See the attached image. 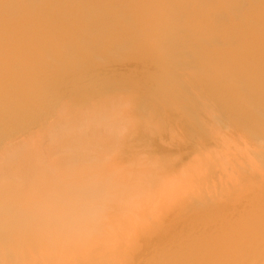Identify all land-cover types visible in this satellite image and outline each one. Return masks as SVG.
Wrapping results in <instances>:
<instances>
[{
  "label": "bare ground",
  "instance_id": "6f19581e",
  "mask_svg": "<svg viewBox=\"0 0 264 264\" xmlns=\"http://www.w3.org/2000/svg\"><path fill=\"white\" fill-rule=\"evenodd\" d=\"M25 1L0 0V36L2 35V40H0V264H264V216L261 213H259L260 216L258 214L260 217L259 219H253L249 230L247 228H249V223H251L252 219L248 218V220H250L249 223L247 222L248 225H244L247 226L245 230L249 231L247 233L244 232L245 240H240L241 237L236 236L237 234H240V230H238L234 231L237 232L236 234L233 232L235 234L234 237H232L233 235L231 236L229 234L230 236H221V238L219 237L212 239L213 241L210 240L208 243L206 242L208 238L205 240V237L203 238L205 242L200 238L203 243L199 240V236L197 237L198 239L191 238V243L192 240L193 243H190L188 247H186L189 243L186 241H188V239L190 241V237H192L188 236L189 232L187 231L188 235L182 234V236H180L181 233H179V236L181 237L179 240L181 242L186 240V246L183 245V248L185 249H183L181 246L180 248L178 245L176 247L174 244L172 247H175L174 251L172 248V250L169 249L170 245L168 244L169 247L166 245L168 247L166 250L168 251L165 252L161 248V254L157 253L159 250L156 248L157 246L159 248L161 243L163 244L162 241H165L166 237L163 230H161V232L160 229H158L159 232H156L155 228H152L153 225L156 227L162 223V214H164L170 208H176V204L180 203L178 201L180 200L179 196H181L180 193L182 190L185 188L190 190V186L199 187L198 183L203 177H205L204 173H202L205 171H203V168L212 169L213 166L216 168V164L211 167L213 160H216L217 158H214L216 155V150H218L217 152L221 150V154L225 150V152H228L229 154L230 149L228 147H230V144H234V147H236L235 149L239 150V145L235 143V141H232L235 139H237L239 142L240 139H242L241 141L243 142L245 141L243 139L246 138H239L242 136H239L242 130H251V133H248L252 135L253 140L257 141V137H259L260 139H258L260 140L262 146L264 144V129H262V126H264V121H262V118H264V111L262 112V110H264V108L261 110L263 113L262 118L258 116L261 112L256 115L257 113L253 112L254 110L252 107H249L246 110L243 109L247 108L248 104L246 103L248 101L250 103V100L254 97V95L256 96L255 92L257 93V89L256 91H253L252 89L255 87H257L259 90L264 88V33L261 34V38L260 32L259 36L258 32L254 33L255 31H258V29L259 31L260 29L264 30V0H192L191 3H188L190 0H187L186 4V1L179 2V0L176 2L177 0H174V2L177 3L173 5L175 8L171 5V3L173 4V1L171 0V3H169L170 9L173 7L171 11L175 9L176 11H174L177 12L174 16H172V19H174L177 26L179 25L178 22L188 18L186 17L188 15L189 20H191L190 17H192L191 21H194V23L196 21L195 26H197V29L194 28L195 26L193 27V24H191L192 28H194L192 31H190L191 25H188V27L187 25L184 26L188 28H184L186 30L185 32H187L186 34L184 33V35L187 37V43L189 41V37L194 34L191 33V36H189V32L197 30L195 31L196 33L203 29L201 26L202 24L199 25L197 22L208 23L207 25L204 24L206 28H208V25L215 26L217 29H220L218 26H222V31L220 30L219 32L218 30H215L216 32H219V34L225 32L226 29L231 31V28H234L230 35H227L228 33L226 35L223 34L228 37H224L223 35V38H220V35L219 37H213L214 35L218 36V33L214 35L212 33V38L215 41H209L211 37L209 36L210 38H207L209 35L207 33L209 31L205 32L207 29H203L205 31L199 32L203 34L205 32L208 34L207 36L205 35L206 37H202L206 39L204 41L203 39L200 40L201 38L198 36L199 34H197L198 37L193 35L195 37L193 39L198 41L197 44H199L200 40L202 46L199 45L197 47V45H193L192 47H197L199 51L200 46L201 49L203 47L206 48H203L201 50L202 52L197 51L199 56L204 55L203 51L205 50V54L211 53L207 57L205 55L207 60L210 57L208 62H215V60L213 61L212 59L214 58L213 54L215 53V55L221 56L225 53L223 55L225 56L226 54H229L227 51H230L235 55L232 53L229 55L237 57L240 52L237 51L240 48L246 46L245 48L243 47L244 50H246L244 52L242 51L243 48L241 49L243 53H241L242 56L240 54L238 55V57L240 56L239 58H241L239 62L237 60L238 57L236 59L234 58L237 60L235 61V65L233 64L234 61L233 63H230L232 62L233 57L229 60L227 58L229 55L225 56V60L227 59L229 62H227V60L224 61L227 62L228 65H225L226 63L222 64V58V61H220V64L222 65L215 66V68L217 67V69H219L218 73L216 72L218 70L215 71L217 76L215 73H213L215 77L212 76L213 78H211V74L209 75L206 72L208 74L207 79L209 80L201 79L203 80L202 85L200 79L195 80L196 78H193L197 73L194 71V69L197 68L195 66L198 65L197 62L195 65V61H192L194 59H191L192 63L195 65L194 66L191 64L193 67H187L188 65L190 66V63H188V65L184 66L186 68H174L169 70V67H171L172 64L171 61L175 59L178 54L177 52L179 51L178 49L182 47L181 43H179L181 47L179 44H177L176 48L174 47V43L171 45L169 44L174 48L168 46L169 49H166L168 53L165 52L168 54V56L165 55L166 59L165 57H162L163 54L162 56L161 54H157L155 60L150 58L152 61L154 60V62H151L154 63V65L156 62L157 64L160 63L157 65L159 66L157 67V75L155 74L156 77L154 78V81L152 80V84L155 85V88L153 86L154 90L152 89V85H150V87L145 86L142 89L141 87H138L141 90L113 88L121 86L124 83V79L122 78L121 74L123 71L120 73L119 70L118 71L121 76H108L110 72L112 73V71L109 72L108 69L111 67L115 68L113 65H115V63L118 61L115 59V56L118 55L111 52L110 48L109 53H113L115 55H113L114 58H112V61L111 59L110 61L106 60V64H104L100 60L103 64L102 65L101 63H98L99 60H96L99 64L98 67H94L97 66V63L95 65L92 63L94 65L92 66L93 69L92 67L89 68L86 66V71L83 70L84 74L82 73L83 71L81 69H84L85 66L83 65L84 67H81V59L85 58V51H87V55L88 51L95 50L97 47L99 48L100 43L104 44L105 42L107 44V41H105L104 38H102L104 42L101 40L102 35L100 36V34L96 32L101 29V31L103 30V32H105L106 36L112 37L110 35L111 30L104 26L101 28L100 25L102 24L100 23H102V20L101 22L97 20L104 16L109 17V14L107 15L106 11L110 13V6L112 5L107 7L103 6L102 8H105V10L100 9L101 7L99 8V5L97 6L98 10H95L96 6L94 5L93 7L92 5L91 7L94 9L93 11L89 8V6L88 8L90 11H87V13L90 17L88 16L89 18L85 23L76 22L72 18L73 22L75 21L76 23L68 24L67 26L65 20H62L65 22V24L63 23L64 25H61L65 28V34L58 35L59 32L56 31L57 35L55 38H53L55 35V30H58V24H54V22H57V20L52 23L55 25L54 28H57L53 30V34H51L52 30L50 31L51 33L48 32L51 26L45 31L44 29L46 27L43 29L45 23L40 22L39 20L41 19L33 20H36L35 23H37V25L29 19V12L27 13V10L30 9L28 7L29 0L26 2ZM169 1L170 0H168V2ZM36 4L38 3L36 2ZM75 4L77 5V3H74V6ZM45 5L47 6V4ZM126 5H128V3ZM169 5L166 1L164 5L161 6L160 4L159 6H161V9H163L162 11H164V9L168 10ZM46 8H48V6ZM67 9L65 11L62 9V11L66 12ZM50 10L47 9L48 12L43 11V13L46 12L44 16L47 13L49 14ZM117 10L119 9L117 8ZM154 10L152 11L153 14ZM158 10H160V8ZM58 11L56 12L58 13ZM252 11L256 12L253 13ZM60 12L61 11H59V15ZM103 13H106V15ZM163 13L165 14L166 12ZM120 14H118V16ZM158 14L160 13L158 12ZM169 14H171L170 11ZM191 15H195L194 17H196L197 20ZM4 16L6 17L3 18ZM30 17L32 18L33 16L30 15ZM51 17L53 20L56 18V16H54V12ZM128 17L130 16L128 15ZM43 18L44 17L42 16L41 21H45L46 18L44 20ZM69 18L71 17L69 16ZM79 18L81 17L78 16L77 21H80ZM118 18L120 19V16ZM47 19L50 18L48 17ZM66 19L67 22L70 21L68 20V17ZM94 19H96L97 22ZM110 19L111 16L109 17V20ZM163 19H165L164 16ZM123 20L124 18L122 21ZM158 20L161 21L159 18ZM27 21V24H30L29 22H31V24L33 23V26L36 25V28H34L30 24L34 30L39 29V27L40 30H43L42 33L38 31L40 34H42V37H45L44 31L46 34L48 33V37L46 36L47 39H49L50 36V41L52 42L54 39L55 43H52L55 45L57 38L59 39L58 36L63 37L64 35L63 38L66 40L63 41V39H61L62 37L58 40L60 41V44L58 43V45H64V47L60 49L57 48L59 46L56 45V49L51 50L50 48L46 49L42 43L43 47L45 48L41 47L40 45H35L34 47L29 45V47L27 46L28 48H26L25 44V46H22V48L17 45L19 46V49H15L14 45L16 46V44L22 43V38L20 42V38L17 36L18 31H16V29L21 30V28H18L22 27V25H24ZM119 21L120 22H117L121 24V20ZM127 21L129 20L127 19ZM170 21L172 20L170 19ZM174 21L173 23H175ZM39 22L43 25L42 29L41 25L38 26L40 24ZM51 22H49V24ZM94 23H99L98 28L94 26ZM185 23L187 22L185 21ZM107 24L110 26L112 23L110 24L109 22ZM152 24L150 23L151 26ZM90 26L92 28H90L91 31L88 29ZM115 26H117V29L120 27L123 29V25L121 26L116 24ZM125 26L128 27L129 24ZM138 26L140 27L141 25ZM158 26H160V24H158L157 27ZM223 26H229L230 30ZM63 27H61V29H63ZM169 27H172V24ZM27 28H29V26ZM114 29L117 32L116 27ZM159 29L160 28L154 29L152 27L149 30L148 28L151 34H156L155 32H159ZM164 29V27L163 29L161 27L160 32L163 33L165 31L167 33L168 30ZM28 30L30 31V29ZM28 30L27 32L29 33ZM130 30L127 34H131L133 32V30ZM140 30L142 29H139V31ZM145 30L147 29H144V31ZM146 32L148 33V31ZM170 32L173 34V31ZM181 32L182 33L180 34H183L184 30ZM33 33L31 34L30 31V34L27 35L28 39L23 40V44L24 41H32L30 39L34 37ZM119 33L120 32L118 31V34ZM124 33H126V31ZM166 33L163 34H165V37H168L166 36ZM23 34L20 36L24 37L25 35L22 36ZM93 34H95L96 37L99 34L98 37L100 36V38H95L92 36ZM118 34L116 33L115 35L119 37L122 32L119 34V36ZM133 34L135 35L134 32ZM180 34H177L178 37L180 36L181 39H183ZM31 35H33V37H31ZM70 35L74 36L76 39H73V37L71 38ZM134 35L132 37L135 39ZM173 35H171V37ZM27 36L23 39L27 38ZM127 36L128 35H126V39L128 38ZM17 37L19 38L18 43H16V41H18L16 40L18 39ZM178 37H173L174 40L172 39L170 41L177 42ZM39 38L40 37L37 36L38 40L36 39V41L40 42ZM70 38L73 39V42L74 40H77L74 45L72 44V46L67 45L68 42L69 44L73 43L72 41L70 43ZM148 38L149 37H146L145 39ZM153 38L154 37H152V39ZM197 38L200 39L198 40ZM33 40H35V37ZM149 40L151 41L150 38ZM149 40L146 41L149 42ZM161 40L162 39L160 38V41ZM180 40L178 41L180 42ZM184 40H186L185 36ZM191 40L192 39L190 38V41ZM195 40L189 42L191 43L189 45H192L193 42L196 44ZM61 42H64V44L62 43V45ZM109 42L112 43L113 41L109 40ZM127 42L125 41V43ZM162 42L165 41L162 40ZM117 43L118 42L114 43L116 44L114 47L117 46ZM187 43L183 42V44H186V48ZM39 44H41V42ZM106 44H104V46H106ZM38 46L41 47V51H39V49L37 50ZM65 46L66 51L67 48L70 47L68 48L69 51H65ZM107 46L109 47V45ZM129 46L131 45L129 44L128 47ZM24 47L25 49L22 50ZM153 47L155 48L154 45ZM185 47L183 50V47L181 48V52L185 51ZM189 47L191 48V46ZM34 48H36V54L35 52H32V50L34 51ZM42 48L43 50L45 49V51H42ZM111 48H113L112 45ZM161 48H163V46ZM190 48H187V50H193V48ZM122 49L123 48H121V50ZM121 50L119 51L121 52ZM192 50L190 51L191 54L188 51L187 53L193 58V56H197V53L196 50H193L195 52ZM74 51H80L84 56L82 57L80 53H77V56L79 54V56H81V58H78L77 60H81V62L77 61L76 59H74L76 61L72 59L74 62L80 65L81 72L78 70V68H76V64L73 65L70 63L72 62L71 60H67L69 63L66 61L68 56L67 54L74 55V53L72 54ZM100 51L98 52L100 53ZM163 51L161 53H163ZM106 52L104 56L106 55ZM151 53H154V51ZM93 54L89 56H92V58L96 57L95 52ZM184 55L186 56L187 54L185 53ZM74 56H76V54ZM153 56H155V54H153ZM160 56L163 59L160 58ZM171 56L173 57L171 58ZM99 57H101V54ZM218 57L221 59L220 56ZM101 58L104 57L102 56ZM219 58L217 59L218 61ZM210 59L212 61H210ZM86 63H89V60L88 62L86 61ZM229 63L233 66H230ZM213 65H215V63H213ZM213 65L211 66L213 67ZM223 65L225 66L221 67V69L220 66ZM70 68L72 74L78 71L81 75L76 76V78H74L73 75H69L70 71L68 70H70ZM73 68L75 69V72ZM130 68L131 67L129 66L128 70H130ZM135 68L136 67H132V69ZM206 68L207 64L204 69L206 70ZM113 71L115 72V70ZM200 71L204 72L202 70ZM210 71L212 72V69ZM66 73L69 74L67 75ZM65 74L67 75V78L70 79V81H65V77H63ZM123 75L126 76V73ZM230 76L234 78H230L231 82L232 80H235L232 83L227 82L228 85H232V87L229 85L230 88H232H229L230 93L227 90L229 87L227 85L228 87H226V89L225 86L223 87L226 90V92H223L224 94L220 91V96L222 95L221 97H218L219 94L214 96L213 93L212 95L213 91H210L214 86L213 84L216 82L215 80H217L218 77H228L226 79L229 80ZM89 77H91V82L86 80V78ZM225 78L224 80L221 78L218 80H220L219 82H221V80L223 82L225 81ZM192 79L196 82H199L195 83V81L193 82ZM205 80L207 82L209 81V83H205ZM92 82H95V84H92ZM211 83L213 84L211 85ZM218 83L217 85L219 87V84L221 83ZM233 83L235 85H233ZM207 85L212 87H209V89ZM243 89H249V92L246 90L243 91ZM217 90H219V88H217ZM227 91L229 94H227ZM241 91H243L242 98L246 97L244 96V92H246L248 94V98L250 99L248 101L244 99L246 103L242 100V103L240 104L235 103L236 99L235 102L234 100L232 101L231 97L235 94L233 97H237L238 102V98L241 97V95H239ZM153 92L154 98L150 97V95L152 96ZM237 93L239 94L236 96ZM156 94L157 96H160L161 94V97H165L166 100H163V98L158 96L161 99L158 101ZM183 95L185 99L182 98ZM257 95L260 96L259 93ZM212 96L216 97V99ZM257 97H254L251 100V103L254 99H260L256 100L257 103L263 101L264 97ZM188 99L190 101L192 100V103ZM152 100H155L156 102H153ZM207 101L209 102L208 104H206ZM229 101L233 102L232 106ZM216 102L218 105H221V109H224V106L228 105L227 102L230 104L228 106L231 107L235 106V104L236 107H239L241 104V107H244H239V109L230 108L231 110L229 108L224 109L225 111H227V109L230 111H227V113H229L228 117L230 119V121L228 119V122H233L229 125L227 123V113L222 114L224 110L222 112V110H219L218 106V108H216ZM237 104H239V106ZM260 104L263 105L262 102ZM255 106L257 107L258 104ZM262 107H264V105ZM200 109L201 111L206 109L205 111L207 112L208 118L205 116L206 112L203 114ZM256 110L259 112L258 108ZM198 112L201 113V115L203 114L204 116H202L206 119L201 117ZM182 116L185 119L181 118ZM150 117L151 119L149 120ZM211 118L212 120L210 121L212 124L210 125V122L206 120ZM224 118H226L225 123L228 125V127L226 126L227 128H225L227 131L223 130V128L221 130L217 125V122L220 123ZM194 121L198 122L195 125L199 126L198 124H200L199 128L195 129L196 127L194 128V126H192ZM242 122L246 127L247 125L245 122L252 124L253 127H249L250 125L248 124L249 126L246 128L245 126H242ZM207 126H209V128ZM180 130L181 133H179ZM244 131L242 132L245 133L246 131ZM254 134L256 139H254ZM246 135L248 139L251 137L247 133ZM248 139L244 143L247 144ZM256 143L257 142L251 145H253L252 147L255 149L257 147L256 150H259V147ZM239 144L241 145V142ZM245 146L246 145H242L241 151L245 148ZM247 147H249V145L246 146V149ZM208 150H213L214 152L212 154H214V156L209 155L207 152ZM236 150H234L235 153H237ZM251 150L252 149L249 151ZM241 151L240 153L238 151L237 155L241 154L242 152H244L243 155H245L248 150H246V152L245 149L242 152ZM225 152H223L222 155L228 157L227 153ZM257 152L259 154L260 151ZM257 152L256 154L253 152L254 155L252 157L256 158L258 156ZM261 154L258 156V160L261 159L260 157L264 158L263 154L262 156ZM237 155L235 154V156ZM243 155H241V157ZM210 156H213V159ZM244 157H246V155ZM244 157H242L243 160L245 159ZM219 158L223 161L224 157L221 158L220 155ZM211 159L212 161H210ZM237 159L239 160V158L236 157V160L234 161L235 164ZM257 159V162L252 161L254 165L255 162L257 165ZM230 160H234V157ZM260 162L261 161L259 160V163ZM225 163H228V161L226 162L225 160L224 165ZM241 164L243 163L241 162ZM249 164L251 165V163ZM221 165L222 164L219 166ZM231 165H233V162ZM240 167H242V165ZM175 168L183 169L178 171L177 169L175 170ZM186 168H197V170L202 168V171H200L199 174L198 171L196 172V170L191 169L194 173L191 171L188 173L189 175H186V172L190 171V169L187 170ZM248 169L252 168L250 167ZM210 170L208 169L206 171H209L210 173ZM175 171L176 173L178 171V173L176 174ZM180 171L182 174H185H180ZM172 172L177 175V178L174 176V174H172ZM250 172H252V170ZM211 175L212 174H210V178L217 176ZM208 177L206 175L204 182H206L208 179L210 180ZM215 177L213 178L214 180L211 179L213 182L215 181ZM220 179L222 180V177ZM220 179L219 181L216 179L218 181H215L217 182L216 184L221 182ZM202 183L203 182L199 183L200 186ZM198 187L192 188L195 190L199 189ZM214 187L217 188L218 185ZM189 190L185 189V192L187 193ZM192 190L189 192V196L191 195L190 193H192ZM196 192L198 193V191H195V193ZM203 200L204 199H200L201 202ZM253 216L251 217L253 218ZM168 226H170V224ZM174 226L175 224L173 227ZM150 228L153 231H151ZM170 229L168 230L169 232ZM179 231L181 232V230ZM160 232L163 233L164 238H162L163 235ZM186 235L187 238L185 239ZM167 238L170 239L169 236ZM172 238L173 240L175 239L174 237ZM169 239L168 241H170ZM179 240L178 243L181 245ZM184 241L182 243H184ZM241 241L244 242L242 243ZM167 243L169 242L166 241V244ZM172 243L177 242H173L171 240L170 244L172 245ZM178 247L180 249L177 250ZM147 257H150V259H147Z\"/></svg>",
  "mask_w": 264,
  "mask_h": 264
},
{
  "label": "rangeland",
  "instance_id": "374dc122",
  "mask_svg": "<svg viewBox=\"0 0 264 264\" xmlns=\"http://www.w3.org/2000/svg\"><path fill=\"white\" fill-rule=\"evenodd\" d=\"M23 1H25V0H23ZM27 1V0H26ZM25 1V2H26ZM42 1H44V2H42ZM42 1H39V0H29L28 2V7L30 8V9H28L27 10V13H28V17H29V19L32 21V22H34L35 23V21L38 19H41L42 20V16L44 17L43 18V20L45 19V21H41V20H39L40 22H42V23H45V26H43L42 25V23H40L38 26H40L41 25V29H42V26H43V29L46 31V30H48V28L50 29V30H48V32H50L51 30H52V33L51 34H53V30H55V29H57V28H54L55 27V25H57V27H58V30H55V35H54V37L53 38H55V36L57 35L56 34V31H58L59 33H58V35H61V34H65V28L63 27V26H61V25H64L65 24V22H66V24H67V26H68V24H72V23H76V22H79V23H85L86 21H87V19L90 17L89 15H88V13H87V11H90V9L93 11L94 9L91 7L92 5H93V7H94V5L96 6L95 7V10L97 9L98 10V7L100 8V9H103L102 7L103 6H105V7H107V6H109V5H112V6H110V13H108V11H106V13H107V15L109 14V17L111 16V19L109 20V17H101V18H99V19H97L99 22H101V20H102V23H100V24H102V25H100V27L101 28H103L102 26H104V27H106L107 29H110L111 31V33L110 32H108V33H110V35L112 36V37H108V36H106V34H105V32H103V30L101 31V29L99 30V31H97L96 33H99L100 34V36H101V40L104 42V40L105 41H107V44L104 42V44H106V46H104V44L103 43H100V46H99V48L97 47L95 50H90V51H88V53H89V55H92L94 52H95V55H96V57H93L92 58V56H89L88 55V53H87V55H86V52L87 51H85V58L83 59H81L82 60V63H81V67H84L85 66V68L83 69H81L82 71L83 70H85L86 71V66H88L89 68H91L92 66H94L96 63H97V61L99 60H101L102 61V63H104V64H106L105 62H106V60H109L110 61V59H111V61H112V58H114L113 57V55L114 54H116V55H118V56H115V59H116V63H115V65H113V67L115 66V68H110V69H108V71L110 72V71H112V73H113V75H112V73L110 74H108V76L109 77H115V76H118V75H120L121 76V74H122V78L124 79V80H126V81H124L123 80V84L121 85V86H119V87H113V88H118V89H127V90H141L142 88H144L145 86H149L150 87V85H152V89L154 90V88H155V85H153L152 83H153V81H154V78L156 77L155 76V74L157 75V73L156 72H158V69H157V67H159V66H157V65H159L160 63H158L157 64V62H156V66L154 65V63H151V62H154V60H155V57H157V54L158 55H160L161 54V56H162V54H163V56L162 57H165V55H167L168 56V54H166V53H168V51H166V49L168 48L169 49V47H172V46H170L171 44H173L174 43V47L176 48L177 46V44H179V43H181V46L183 47H181L180 46V44H179V46L182 48V50L184 49V47L186 46V44H183V42L184 43H187V37H186V35H184V33L186 34L187 32H185L186 30V28L188 27V25L190 26L191 24H193V27L196 25L195 23H196V21H195V23H194V21L192 22L191 20H192V17H190L191 18V20H189L188 18H189V15L188 16H186V17H188V18H186V17H184V18H186L185 20H183V21H179L178 23H179V25L177 26V24H176V22L174 21V19H172L173 17L172 16H174L175 15V13H177V12H175L176 10L175 9H173V11H174V13H173V11H171L172 10V8L174 7L173 5L176 3V2H178L179 0H177L176 2H174V0H172L173 1V4L171 3V0L168 2V0H112L113 1V3H112V1L111 0H42ZM158 1H159V4H158ZM164 1V2H163ZM167 1V4L169 5V3H171V5L173 6L171 9H170V5H169V8H168V10L167 9H164V11H162L163 9H161V6L162 5H164L165 4V2ZM183 1H186L185 2V4L187 3V0H180L179 2H183ZM36 2L38 3V4H36ZM40 2V3H39ZM123 3V4H127L128 3V5H123V4H121V3ZM192 2V0H190L188 3H191ZM74 3H77V5L75 4V6H74ZM121 5H120V4ZM43 6H42V5ZM45 4H47V6H48V8H46L47 6L45 5ZM116 4H117V6H116ZM156 6H155V5ZM161 4V6H159ZM177 4V3H176ZM32 5H33V7H32ZM40 5H41V7H40ZM62 5V6H61ZM99 5V6H98ZM90 6V7H89ZM98 6V7H97ZM119 6H120V8H119ZM176 6V5H175ZM35 7V8H34ZM39 7V8H38ZM90 9H89V8ZM112 7H114V8H112ZM154 7V8H153ZM42 8V9H41ZM67 9V8H72V9H67V11L66 12H63L62 11V9L64 10V9ZM86 8H88V9H86ZM117 8L119 9V10H117ZM160 8V10H158V9ZM175 8V7H174ZM42 11H41V10ZM43 9H45V10H43ZM47 9L48 10H50L49 12V16L46 14L45 16H44V14L46 13V12H44L43 13V11H47ZM54 9V10H53ZM65 9V10H66ZM83 9V10H82ZM84 9H86V10H84ZM116 9V10H115ZM156 11H155V10ZM53 10V11H52ZM61 11L60 12V15H59V11ZM64 10V11H65ZM71 10V11H70ZM103 10H105V8L103 9ZM154 10V14H153V11ZM166 10V11H165ZM31 11H32V13H31ZM34 11V12H33ZM52 11V12H51ZM56 11H58V13L56 12ZM123 11V12H122ZM169 11H170V13L171 14H169ZM40 12H42V13H40ZM48 12V11H47ZM53 12H54V16H56V18L53 20V18L51 17V15L53 14ZM114 12V13H113ZM158 12L160 13V14H158ZM163 12H166L165 14H166V16H165V14L163 13ZM253 13H255L254 11H252ZM31 13V14H30ZM39 13H40V15H39ZM52 13V14H51ZM57 13V14H56ZM106 13H103V14H105L106 15ZM121 13V14H120ZM123 13V14H122ZM127 14V16H126V14ZM156 13V14H155ZM42 14V15H41ZM51 14V15H50ZM113 14V15H112ZM118 14H120L119 16H120V19L118 18L119 16H118ZM178 14H179V12H178ZM30 15H32L33 17V19L30 17ZM59 15V16H58ZM128 15L131 17H128ZM158 17H157V16ZM167 15H169V16H167ZM50 18V19H47L48 17ZM69 16L71 17V18H69ZM78 16L79 17H81V18H79V20L81 21H77L78 19ZM89 16V17H88ZM123 16V17H122ZM125 16V17H124ZM163 16H164V18L165 19H163ZM177 16H179V15H177ZM177 16H175V17H177ZM191 16H195V15H191ZM6 16H4L3 18H5ZM68 17V20H70V21H68L67 22V18ZM116 17H117V19H116ZM174 17V18H175ZM72 18L76 21H74L73 22V20H72ZM124 18V20L122 21V19ZM126 18V19H125ZM158 18L159 19H161V21H159L158 20ZM166 18H168V19H166ZM2 19V18H1ZM34 19H36L35 21H33ZM53 21H52V20ZM85 21H84V20ZM113 19V20H112ZM116 19V20H115ZM127 19L129 20V21H127ZM170 19L172 20V21H170ZM194 19H196V17H194ZM29 20V21H30ZM47 20V21H46ZM50 20V21H49ZM57 20V22H54V21H56ZM65 20V22H63V21ZM95 21H96V19H94ZM107 20H109V21H107ZM119 20H121V24L120 23H118V22H120ZM134 20H136V21H134ZM197 20V19H196ZM52 21V22H51ZM60 21V22H59ZM118 21V22H117ZM126 21H127V23H126ZM132 21V22H131ZM134 21V22H133ZM151 21V22H150ZM166 23H164V22ZM173 21L175 22V23H173ZM185 21L187 22V23H185ZM38 22V21H37ZM49 22H51L50 24H49ZM54 22V24H52ZM97 22V21H96ZM110 22V24L112 23H114L113 25L115 26L116 24H119V25H123V29H121V27L120 28H118V29H121V30H118L117 29V26H115L116 27V29H117V32L115 31V27L111 24L110 26H109V24H107V23H109ZM115 22H117V23H115ZM152 22H153V24H152ZM160 22V23H159ZM163 22V23H162ZM172 22V23H171ZM182 22H183V24H182ZM192 22V23H191ZM28 23V21L24 24V25H22V27H19L18 29H20L21 28V30H17L16 29V31H18V33H17V36H19V38H20V42H21V38H22V43L21 44H19L18 42H19V38L18 39H16V40H18V41H16V43H18V44H16V46L14 45V47H15V49H17L19 46L22 48V46H25V44H26V48H28L29 47V45H31V46H35V45H40L41 47H43V45L46 47V49H51V50H54V49H56V45H58V43L60 42V41H58L62 36H58L59 37V39L57 38V40H56V45L54 44L55 42H54V39L52 40V42H54V43H52L50 40H51V38H50V36H49V39H47V34H46V32L44 31V35H45V37L43 38L42 37V34H40L38 31H40L41 33H42V31L43 30H40V27H39V29H36V30H34L33 29V27L34 28H36V25H37V23H35L34 25L35 26H33V23L31 24V22H29L30 24H27ZM61 23V24H60ZM64 23V24H63ZM134 23H136V24H134ZM139 23V24H138ZM150 23L152 24V26L150 25ZM165 24V25H162V24ZM172 24V27H169V26H171V24ZM185 23V24H184ZM199 25L200 24H202L201 26L203 27V29H207L206 31L205 30H199V32H203V31H205V32H207V31H209V32H207V33H205L204 32V34L203 33H199V32H196L195 33V31H197V30H193V32H189L188 30V32L190 33V35L189 34H187V35H189V36H191V33L195 36V37H198V36H200V40H202L203 39V41L204 40H206V39H204V38H202V37H204L205 35L207 36L208 35V37L207 38H210L211 37V39H209V41H215L213 38H212V36L214 35V34H216V33H218L217 35L218 36H216V35H214L213 37H219V35L221 36L220 38H223V36L224 37H228V36H225L227 33V35H230V33L234 30V28H231V31H228L227 29H226V31L225 32H222V33H220L219 34V32H220V30L222 29L221 27L222 26H218V28H220V29H217V27H215V26H210V25H208V28H206V26L204 25V24H208V23H200V22H197ZM46 24H47V26H46ZM54 25V26H52V25ZM97 24V25H96ZM94 23V26L95 27H97L98 28V24L99 23ZM127 25V24H129V26H130V24H131V26L129 27H127V26H125V25ZM158 24H160V26L162 27V29H163V27L165 28L164 30H168L167 31V33L164 31H162L163 33H166V36H168V37H165V34H163V33H161L160 31H161V27L160 26H158L157 27V25ZM175 24V25H174ZM181 24V25H180ZM27 25V26H26ZM60 25V26H59ZM93 25V24H92ZM134 25V26H133ZM138 25H141L140 27L138 26ZM154 25V26H153ZM156 25V26H155ZM187 25V27H184V26H186ZM204 25V26H203ZM29 26V28H27ZM31 26V27H30ZM37 26V27H38ZM147 26V27H146ZM174 26V27H173ZM177 26V27H176ZM181 26V27H180ZM211 28H215V29H211ZM26 27V28H25ZM52 27H53V29H52ZM61 27H63V29H61ZM138 27V28H137ZM154 28V29H157V28H160L159 30V32H155L156 34H151L150 32H149V30L151 29V28ZM156 27V28H155ZM168 27V28H167ZM180 27V28H179ZM183 27V28H182ZM223 27H225V26H223ZM32 28V29H31ZM60 28V29H59ZM68 28V27H67ZM91 26L88 28L89 29V31H91ZM124 28H125V30H124ZM133 28V29H132ZM148 28H149V30H148ZM180 30H179V29ZM185 28V29H184ZM195 29H197V26H195L194 27ZM194 28H192V25H191V30L190 31H192V29H194ZM198 28H199V26H198ZM225 28H228L229 30H230V27L229 26H226ZM28 29H30V31H31V34L33 33V31H34V33H33V35H34V37H35V40H33L34 39V37H33V35H31V37H33L32 39H30V40H32L33 41V43H32V41H24V44H23V40H26V39H28V34H30V31H29V33L27 32V30ZM96 29V28H95ZM113 29H114V31H113ZM131 29V30H130ZM139 29H142V30H140L139 31ZM144 29H147V30H145L144 31ZM171 29V30H170ZM173 29V30H172ZM174 29H175V31H174ZM178 29V30H177ZM188 29V28H187ZM190 29V28H189ZM200 29H201V27H200ZM209 29V30H208ZM94 30V29H93ZM129 30L130 31H132L133 30V32L135 33V35L133 34V32L131 33V34H127L128 32H129ZM135 30V31H134ZM184 30V32H183V34H180V33H182L181 31H183ZM211 30V31H210ZM213 30V31H212ZM218 30L219 32H216V31ZM263 30V29H262ZM261 29H260V31H259V29H258V31H255L254 33H257L258 32V36H259V32H260V38L262 37V33H264L263 31H262ZM22 31V32H21ZM67 31V30H66ZM101 31V32H100ZM118 31L121 33L122 32V34L119 36V34H118ZM126 31V33H124ZM139 31V32H138ZM143 31V32H142ZM146 31H148V33L146 32ZM155 31H157V30H155ZM170 31H173V34H172V32H170ZM179 31V32H178ZM222 31V30H221ZM224 31V30H223ZM142 32V33H141ZM211 32V33H210ZM215 32V33H214ZM24 33V34H23ZM28 33V34H27ZM118 34V36L120 37H117V35H115V34ZM141 33V34H140ZM212 33H213V35H212ZM21 34H23L22 36H24V37H26L27 36V38H25V39H23L24 37H21L20 35ZM38 34V35H37ZM50 34V35H51ZM68 34H69V32H68ZM98 34V35H99ZM138 34V35H137ZM164 36H162V35ZM169 34V35H168ZM180 34L182 37H183V39H181V37L179 38L178 37V35ZM197 34H199L198 36H197ZM211 34V35H210ZM223 34H225V35H223ZM41 35V36H40ZM98 35H97V37H96V35L95 34H93L92 36H94L95 38H100V36L98 37ZM126 35H128L127 37L129 38H127L126 39ZM129 35H130V37H129ZM134 35V37H135V39L132 37ZM139 35H141V36H139ZM146 35H148V36H146ZM150 35V36H149ZM171 35H173L172 37H171ZM185 36V39L186 40H184V36ZM191 36V37H189V41H188V43H187V48L189 49L190 47L189 46H191V48H193V50H196V53H197V51H199L198 49H197V47L199 46V45H201L202 46V44H201V41L199 40V44H197L198 43V41L197 40H195V39H193V38H195L194 36ZM201 35H203V36H201ZM223 35V36H222ZM264 35V34H263ZM2 36V35H1ZM0 36V37H1ZM37 36L38 37H40L39 38V40H40V42H41V44H39L40 42H38V41H36V39H37ZM47 36V37H46ZM68 36V35H67ZM71 36V35H70ZM116 36V37H115ZM123 36V37H122ZM137 36H139V37H137ZM157 36V37H156ZM170 36V37H169ZM178 37L177 38V42H173V41H170V40H172L173 39V37L174 38H176V37ZM205 36V37H206ZM210 36V37H209ZM30 37V36H29ZM51 37H52V35H51ZM63 37H64V35H63ZM61 38V39H63V41L64 40H66V39H64V38ZM73 37V39L75 38L74 36H71V38ZM108 37V38H107ZM146 37H149L150 39H151V41L149 40V38L148 39H145ZM152 37H154L153 39H152ZM70 38V43H71V41L73 42V39H71ZM94 38V39H95ZM102 38H104V40L102 39ZM109 38H113V39H109ZM118 40H117V39ZM124 38V39H123ZM139 38V39H138ZM159 38V39H158ZM160 38L163 40V41H165V42H162V40L160 41ZM171 38V39H170ZM190 38L192 39L191 41H190ZM76 39V38H75ZM145 39V40H144ZM158 39V40H157ZM181 39V40H180ZM0 40H2V37L0 38ZM38 40V39H37ZM109 40H112L113 42L112 43H110L109 42ZM120 40V41H119ZM123 40V41H122ZM127 40H128V42H127ZM132 40H133V43H132ZM136 42H135V41ZM140 40V41H139ZM149 40V42H147V41ZM169 42H172V43H168L167 41ZM174 40V39H173ZM178 40H180V42L178 41ZM184 40V41H183ZM196 41V44H195V42H193L192 43V45H189V44H191V43H189V42H192V41ZM208 40V39H207ZM51 43H50V42ZM58 41V42H57ZM62 41V40H61ZM67 41H68V39H67ZM77 41V40H76ZM75 40H74V42L73 43H71V44H69V42H68V44H67V42L65 41V43L68 45V46H72V44L74 45V43L76 42ZM96 41V40H95ZM125 41L127 42V43H125ZM160 41V42H159ZM175 41H176V39H175ZM182 41V42H181ZM27 42H28V45H27ZM38 42V43H37ZM115 42H118L117 43V48L116 47H114L116 44H114ZM124 42V43H123ZM148 44H147V43ZM158 42H159V44L161 45V44H163V45H159L158 44ZM262 42H263V40H262ZM42 43H43V45H42ZM64 44V42H61V44ZM113 46V48H111V45ZM123 43V44H122ZM152 43V44H151ZM155 43V44H154ZM168 43V44H167ZM176 43V44H175ZM264 43V42H263ZM23 44V45H22ZM46 44V45H45ZM60 44V43H59ZM62 44V45H63ZM101 44H103V45H101ZM125 44H126V46H125ZM131 45V46H129L128 47V45ZM133 44V45H132ZM138 44V45H137ZM167 44V45H166ZM170 44V45H169ZM17 45H19V46H17ZM66 45V46H67ZM107 45H109V47L107 46ZM119 45V46H118ZM121 45V46H120ZM137 45V46H136ZM147 45V46H146ZM148 45H150V46H148ZM153 45L155 46V48L153 47ZM184 45V46H183ZM195 46V45H197V47H192V46ZM28 46V47H27ZM30 46V47H31ZM40 46H38V48H37V50L39 49V51H41V47ZM59 46V45H58ZM66 46H65V51H66ZM104 46V47H103ZM160 46V47H159ZM163 46V48H161ZM166 46V47H165ZM169 46V47H168ZM201 46L199 47V49H200V51L199 52H202L201 50L204 48V49H206L205 47H203L202 49H201ZM243 46V45H242ZM25 47L22 49V50H24L25 49ZM37 47V46H36ZM45 47H43V48H45ZM62 47H64V45L63 46H59V47H57V48H62ZM174 47H172V48H174ZM179 47V48H180ZM244 48L246 47V46H243ZM242 47V48H243ZM264 47V46H263ZM43 48H42V51H45V49L43 50ZM68 48H70V47H68ZM68 48H67V51H69L68 50ZM109 48H110V50H111V52H113L112 54L111 53H109L110 52V50H109ZM119 48V49H118ZM121 48H123L122 50H121ZM125 48V49H124ZM130 48V49H129ZM148 48V49H147ZM157 48H158V50H159V52H158V50H157ZM181 48L180 49H178L177 51V56L175 57V59L173 60V61H171L172 62V64H171V67H169V70L170 69H174V68H186V67H184V66H186V65H188V63H190V66L188 65L187 67H193V63H192V61L194 62L195 61V65L198 63V65H194L195 67H197V68H195V69H197V70H195L194 69V71H196L197 73L195 74V76L193 77V78H196L195 80H199L200 79V82L202 83V85H203V80H201V79H206V80H209V79H207V77H208V74L210 75V77L211 78H213V77H215V75L217 76V74H216V72L218 73L219 72V69H217V67L215 68V66L217 65V66H219V65H222V64H224V63H226L225 65H228V63L227 62H229L227 59V62H225L226 60H225V56L226 55H229L230 53H232V52H230V51H227L229 54H226L225 56H223L224 54H222V56L221 55H215V54H213V56H214V58H212L213 59V61L215 60V62H208L209 61V58H208V60H207V56H209V54H211V53H204L205 52V50L203 51V54L204 55H202V56H199V54L197 53V56H193V58L192 57H190L189 55H188V53H187V48L185 47V51L184 52H181ZM190 48V49H191ZM242 48H240L237 52H239V54L241 55V53H243L242 51H244L245 52V50H244V48H243V50L241 51V49ZM19 49V48H18ZM17 49V50H18ZM33 49V48H32ZM32 49H29V50H32ZM108 49V50H107ZM163 49H164V51H163ZM16 50V51H17ZM21 50V49H20ZM19 50V51H20ZM101 50V51H100ZM114 50V51H113ZM117 50V51H116ZM119 50H121V52L119 51ZM125 50V51H124ZM148 50V51H147ZM150 50V51H149ZM192 50V49H191ZM191 50H189L188 52L190 53V51ZM192 50V51H193ZM233 50H235V49H233ZM232 50V51H233ZM28 51V50H27ZM48 51V50H47ZM66 51V52H67ZM98 51H100V53L98 52ZM104 51V52H103ZM107 51V52H106ZM154 51V53H151V52H153ZM163 51V53H161ZM236 51V50H235ZM32 52H35V54H36V48H34V51L32 50ZM31 52V53H32ZM98 54H97V53ZM105 52H106V57L104 56V54H105ZM119 52V53H118ZM166 52V53H165ZM179 52H181V53H179ZM193 52H195V51H193ZM28 53V52H27ZM29 53H30V51H29ZM74 53V55L76 54V56H74V55H71L72 56V58H71V56L69 55V54H65L66 56H67V59H66V61L67 60H71L72 62H70V63H72L73 65L74 64H76L75 66H76V68H78V70H80V65L79 64H77L76 62H74V61H76L78 58L80 59L81 58V56L82 57H84L83 56V54L80 52V51H74V52H72V54ZM77 53H80L81 54V56H77ZM187 54L186 56L184 55V54ZM195 53V54H196ZM236 53V52H235ZM33 54V53H32ZM34 54V55H35ZM100 54H101V57L103 56L104 58H101V57H99L100 56ZM111 55V57H110V55ZM153 54H155V56H153ZM191 54V53H190ZM195 54H193V55H195ZM232 54H234V53H232ZM236 54H238V53H236ZM238 54V55H239ZM94 55V54H93ZM142 55H143V57H142ZM173 55V54H172ZM201 55V54H200ZM205 55H206V57H205ZM235 55V54H234ZM238 55H237V57H238ZM69 56H70V59H69ZM88 56H89V58H88ZM148 56V57H147ZM151 56V57H150ZM160 56V58H162ZM190 58H189V57ZM212 56V57H213ZM218 56H220L221 57V59L218 57ZM242 56V55H241ZM87 57V58H86ZM99 57V58H98ZM108 57V58H107ZM117 57V58H116ZM173 56H171V58H172ZM216 57H218L219 58V61L217 60L218 58H216ZM231 57V58H230ZM232 55H229V57L227 56V58L230 60V59H232ZM237 57H233V59H232V62H230V63H233V61H234V65H235V61H237L238 60V62H239V60L241 59V58H239L238 57V59L237 60H235ZM141 58H142V60H141ZM154 59L153 61L151 60V59ZM168 58V57H167ZM222 58H223V61H222ZM235 58V59H234ZM74 59H76V60H73ZM85 59H87V60H85ZM92 59H93V61H92ZM114 59V60H115ZM139 59V60H138ZM163 59V58H162ZM165 59H166V57H165ZM191 59H194V60H192L191 61ZM206 59V60H205ZM81 60H77V61H80L81 62ZM85 60V61H84ZM88 60H89V63H86V61L88 62ZM97 60V61H96ZM140 60H141V62H140ZM225 60V61H224ZM92 61V62H91ZM95 61V62H94ZM98 61V63L100 64L101 63V61L99 62ZM135 61V62H134ZM191 61V62H190ZM210 61H212L211 59H210ZM220 61H222V64H220L221 62ZM84 62H85V64H84ZM91 62V63H90ZM197 62V63H196ZM210 63V64H208V63ZM67 63H69L68 61H67ZM79 63V62H78ZM92 63H94V65L92 64ZM96 64L97 66H94V67H98V65L99 64ZM101 63V64H102ZM108 63V62H107ZM114 63V62H113ZM143 63H144V65H143ZM212 63V64H211ZM213 63H215V65H213ZM219 63V64H218ZM229 63V65L231 66L232 64H230ZM72 64H71V66H72ZM153 66H152V65ZM191 64H193L192 66H191ZM206 64H207V68H206V70L204 69L205 67H206ZM84 65V66H83ZM90 65V66H89ZM103 65V64H102ZM117 65V66H116ZM140 65V66H139ZM210 65V66H209ZM211 65H213V67L211 66ZM225 65H223V66H220V68L221 67H224ZM69 66V65H68ZM71 66H69V67H71ZM75 66H74V68H75ZM79 66V67H78ZM129 66L131 67L130 68V70H128L129 69ZM233 66V65H232ZM132 67H136L135 69H132ZM142 67H144V68H142ZM146 67V68H145ZM212 67V68H211ZM72 68V67H71ZM71 68H70V70H68V71H70V74L69 73H66L67 75L69 74V75H73V77L74 78H76V76H80L81 74H80V72H81V70H80V72H75V69L73 68V70H74V72L75 73H71ZM214 68V69H213ZM92 69H93V67H92ZM95 69V68H94ZM155 69V70H154ZM212 69V72L210 71ZM222 69V68H221ZM220 69V70H221ZM113 70H115V72L113 71ZM120 71V73H121V71H123L121 74H119V71ZM137 70V71H136ZM151 70H153V71H151ZM157 70V71H156ZM165 71H167L166 69H164ZM168 70V71H169ZM200 70H202V71H204V72H201ZM216 70H218V71H216ZM128 71V72H127ZM135 71V72H134ZM214 71V72H213ZM216 71V72H215ZM118 72V73H117ZM208 74H207V73ZM210 72V73H209ZM83 74H84V71L82 72ZM124 73H126V76L125 75H123ZM195 73V72H194ZM193 73V74H194ZM213 73H215V75L213 74ZM65 74V76H63V77H65V81H70V79L69 78H67V75ZM114 74H117V75H114ZM129 74V75H128ZM152 74H153V76H152ZM213 74V75H212ZM205 75V76H204ZM213 76V77H212ZM69 77V76H68ZM88 77V76H87ZM206 77V78H205ZM70 78L72 79V77L70 76ZM90 78L91 77H89V78H86V80H88L89 82H91L90 81ZM94 78V77H93ZM127 78V79H126ZM223 79L224 80V78L225 77H218V79ZM226 78H228V77H226ZM225 78V81H223V82H225V83H223L222 82V80H221V82H219L220 80H218V82L219 83H221V84H219L218 82H217V80H215L216 82H215V84H216V86H215V84H213V83H211V85L213 84L214 86H213V88H212V90L210 91V92H212V95H213V93H214V96L215 95H218V97L220 96V94L221 93H223V92H226V87H228L229 85H231V84H227V82H229V83H232V82H234L233 80H232V82H231V80H230V78H233L232 76H230L229 77V80H227ZM67 79H69V80H67ZM94 79H96V78H94ZM93 79V80H94ZM215 79V78H214ZM234 79V78H233ZM153 80V81H152ZM193 80V79H192ZM195 80H193V82L195 81ZM205 80V83H209V81L207 82ZM211 80V79H210ZM95 81V80H94ZM151 82V83H150ZM192 82V81H191ZM190 82V83H191ZM192 82V83H193ZM197 82H199V81H197ZM196 81H195V83H197ZM95 84V82H92V84ZM195 83H194V85H195ZM200 83V84H201ZM217 83L219 84V87H218V85H217ZM223 83V84H222ZM149 84V85H148ZM199 84V83H198ZM197 84V85H198ZM226 84V85H225ZM196 85V86H197ZM205 85V84H204ZM228 85V86H227ZM233 85H235L234 83H233ZM143 86V87H142ZM153 86H154V88H153ZM208 86V88L209 87H212V86H210V85H207ZM225 86V89L223 88ZM94 87V86H93ZM141 87V89H139V88ZM222 88V90H221V88ZM231 87H232V85H231ZM264 87V86H263ZM217 88H219V90H217ZM229 88H230V86L227 88V90L229 91ZM210 89V88H209ZM216 89V90H215ZM230 89H232V88H230ZM256 89H257V93L255 92V94H256V96L254 95V97L256 98L258 95V93H259V95L260 96H258L257 98H263L264 96H263V92H264V88H262L261 90H259L257 87H255V88H253L252 90L253 91H256ZM215 90V91H214ZM224 90V91H223ZM246 89H243V91H245ZM249 90V89H248ZM248 90H246L247 92H249ZM220 91H221V93H220ZM228 91H227V94H229L230 93V91H229V93H228ZM243 91H241L240 92V94L239 93H237L236 94V96L239 94V95H241V97H239L238 99V102H237V97H231V100L233 101L234 100V102H235V99H236V102L235 103H242V100L243 101H245V100H249L250 98H248V94L246 93V92H244V96H246L245 98H242L243 97ZM259 91H261V92H259ZM217 92V93H216ZM219 92V93H218ZM216 93V94H215ZM153 94H154V92L152 93V96L150 95V97H152V98H154L153 97ZM224 94V93H223ZM247 94V95H246ZM210 95V94H209ZM208 95V96H209ZM156 96H157V94H156ZM155 96V97H156ZM159 96V95H158ZM157 96V97H158ZM214 96H212V97H214ZM222 96V95H221ZM220 96V97H221ZM225 96H226V93H225ZM159 97H161V94H160V96ZM157 98L158 99V101L159 100H161L160 98ZM182 97V96H181ZM181 97H180V99H181ZM253 97V98H254ZM161 98H163V97H161ZM165 98V97H164ZM163 98V100H166V98L164 99ZM182 98H184L185 99V97H184V95H183V97ZM193 98V97H192ZM196 98V97H195ZM194 98V99H195ZM210 98H211V96H210ZM215 99H216V97H214ZM252 98V99H253ZM168 99V98H167ZM187 99V98H186ZM191 99V98H190ZM193 99V100H194ZM208 99V98H207ZM245 99V100H244ZM251 99V100H252ZM156 100V99H155ZM155 100H152L153 102H156ZM169 100V99H168ZM189 100V99H188ZM228 100H230V99H228ZM251 100H250V103H251ZM256 100H260V99H254L253 100V102H254V104L255 105H257L258 104V106L256 107L254 104H253V102L251 103V105L249 106V101L246 103V101H245V103L246 104H248L247 106H246V104H245V106L247 107V108H243V107H241L242 106V104L239 106V104H237L240 108H243V109H248L249 107H252L253 108V112H255V113H257L256 115H258V113H260L261 112V110L264 108V107H262L263 105H264V98H263V101H260L259 103H257V101ZM262 100V99H261ZM190 101V100H189ZM209 101V100H208ZM207 101V103L206 104H208L209 102ZM241 101V102H240ZM255 101H256V103H255ZM180 102V101H179ZM178 102V103H179ZM184 102V101H183ZM182 102V103H183ZM191 103H192V100L190 101ZM189 102V103H190ZM230 103H231V106L233 105V102H231V101H229ZM229 102H227L228 103V105H230L229 104ZM263 103V105H261L260 103ZM170 103H171V100H170ZM187 103V102H186ZM195 103V102H194ZM244 103V102H243ZM215 104H217V102L215 103ZM214 104V105H215ZM253 104V105H252ZM179 105H180V103H179ZM228 105H226V106H224V109H226V108H238L239 109V107H236V104H235V106H233V107H231V106H228ZM244 105V104H243ZM219 107V110H222V112H223V110L224 109H221V105H216V108H218ZM228 106V107H227ZM222 108H223V105H222ZM258 108V110H259V112H257V110L256 109ZM201 109H202V107H201ZM201 109H200V111H201ZM204 109V108H203ZM229 109H227V111L229 110ZM206 110V109H205ZM201 111V112H203V114H205L204 112H206V111ZM231 110V109H230ZM240 110H242V109H240ZM199 111V112H200ZM227 111H225L224 110V112L222 113V114H226L227 113ZM264 110H262V112H263ZM198 112V113H199ZM228 112H230V111H228ZM260 113L258 116L259 117H261L262 118V114L263 113ZM159 114V113H158ZM200 115H201V113H199ZM198 114V115H199ZM202 114V115H203ZM228 114L229 113H227L226 115H227V123L230 125L231 123H229L228 122V119H229V117H228ZM201 115V117H203ZM264 115V114H263ZM205 116H207V112H206V114H205ZM201 117H199V118H201ZM211 117V116H210ZM181 118H184L183 116L181 117ZM204 118V117H203ZM202 118V119H203ZM207 118H208V116H207ZM148 119V118H147ZM151 119V117L149 118V120ZM185 119V118H184ZM204 119H206V118H204ZM264 118H262V121H264L263 120ZM210 120H212V118L211 119H207L206 121H209L210 123V125L212 124L211 123V121ZM225 120V121H224ZM193 121V120H192ZM204 121V120H203ZM229 121H230V119H229ZM202 122V121H201ZM220 122V121H219ZM223 122H224V124H223ZM226 122V118H224L223 119V121H221L220 123H218L217 122V125H218V127L222 130V128H223V130H226L227 131V129H225V128H227L228 127V125H227V123H225ZM198 122L196 121H194L193 122V124H192V126H194V128L195 129H197V128H199L200 127V124H198L199 126H197V125H195V124H197ZM208 123V122H207ZM214 123V122H213ZM221 123H222V125H221ZM246 123V125H247V127L244 125V123L242 122L241 124H242V126H245L246 128H248V126L249 127H253V125L252 124H250V123H247V122H245ZM264 123V122H263ZM216 124V123H215ZM220 124V125H219ZM249 124V125H248ZM252 125V126H251ZM202 126V125H201ZM222 126V127H221ZM224 126V127H223ZM227 126V127H226ZM208 128H209V126H207ZM212 127V126H211ZM245 128V129H246ZM243 129H244V127H243ZM262 129H264V126H262ZM242 131H244V130H242ZM241 131V133L239 134V136L240 135H242V136H237V137H239V138H246V139H243V140H247L248 139V137H247V135H246V133L248 134V135H250L249 137V139H248V143L246 144V143H244L243 141H241L242 139H240V142H241V145L239 144L240 142L239 141H237V139H235V140H233L232 142H234L235 141V143H237L239 146V150H236L235 148L236 147H234L235 145L234 144H230V147H228L229 149H230V153L228 154V152H225V150L223 151V152H225V153H227V156L228 157H230V158H228V157H225V156H223L222 154H223V152H222V154H221V150L219 151V152H217L218 150H216L215 151V153H216V155H215V157L214 158H218L219 160H220V162H222V163H220L219 162V160L216 158V160H213V163L211 164V162H210V164H211V167L214 165V164H216L217 166H216V168H215V166H213L212 167V169L211 168H203V171L204 172H202V173H204V176L205 177H203L202 178V180H200V182H203V183H205V184H201V186H200V182L198 183V185H199V189H195L194 190V188H192V187H195V188H197L196 186H190V190L188 189V188H185L186 190H189L187 193L185 192V189L184 190H182L181 191V196H179L180 197V200L178 201V202H180V203H177L176 204V208L179 210H177L175 207H173V209L172 208H170V209H168L164 214H162L163 215V217H162V220L164 221H162V223H160L159 224V226H156L155 227V225H153L152 226V228L154 229L155 228V231L157 232H159V230L158 229H160V231L161 230H163V232H164V235H165V241L163 240L162 242H163V244L161 243L160 244V246H159V248H158V246H157V250H159V252H157V253H160V251H161V253H162V249L165 251V252H167L168 250H166V249H168V244L170 245V248L169 249H171L173 246H174V244H175V246L177 247V245L180 247H182L183 248V245H185L186 246V242H189L188 244H187V246L186 247H188V245L191 243V238L192 239H196L198 236V238H199V240L200 241H204V239L206 240V238H208L207 239V243H208V241H213L212 239H216V238H221V236H227V235H233L232 237H234V235L237 233V232H234V231H238V230H240L239 231V233L241 234H237L236 236H240L241 238H240V240H243L245 237H244V234L245 233H247V232H249L248 230L250 229V226H251V224H252V222H253V219H259L260 217V214L259 213H261V214H263V216H264V213H262V212H264V171H263V168L264 167H262V166H264V158L263 157H260L261 159H259L261 162V164L259 163V160L257 159L258 158V156H260V154L262 153L263 154V156H264V144H263V146H262V144H261V142H260V138L259 137H257V141H255V140H253V137H252V135L251 134H249L248 132H250L251 130H248V131H244L245 133H243ZM179 133H181V130L179 131ZM251 133V132H250ZM243 134H245V135H243ZM255 138L254 139H256V136H255V134L253 135ZM259 138V139H258ZM252 139V140H251ZM249 140H250V143L251 144H253V143H255V142H257L256 144L258 145V147H259V150H256L257 149V147H256V149L255 148H253L252 146L253 145H251L250 143H249ZM237 141V142H236ZM243 142V143H242ZM263 143H264V141H263ZM255 144V145H256ZM242 145H249V147H247V149H246V146H245V152H246V150H248L246 153H245V155H246V157H244L245 155H243V153L244 152H242L241 151V149H242ZM251 145V146H250ZM237 146V145H236ZM238 147H237V149H238ZM251 147V148H250ZM232 148V149H231ZM248 148H250V149H252L251 151H249L250 149H248ZM255 149V150H254ZM262 149V150H261ZM234 150H236V152L237 153H235V151ZM254 150V151H253ZM234 151V152H233ZM238 151H239V153H240V151L242 152L241 154H239V155H237L238 154ZM257 151H260L259 152V154H258V152H257V157L255 158V157H252L254 154H253V152L256 154V152ZM208 152V154L209 155H213L214 156V154H212L214 151L212 150H208L207 151ZM233 152V153H232ZM251 152V153H250ZM218 153H219V156L221 155V158H225V160H226V162L228 161V163H225V165H224V162H225V160H224V158H223V161H222V159H220L219 158V156H218ZM225 153H224V155H225ZM237 155V156H235V154ZM233 154V155H232ZM250 154V155H249ZM262 154H261V156H262ZM231 155H232V157H231ZM241 155H243L242 157H244L245 159L243 160V158L241 157ZM213 156H210V157H212V159H213ZM250 156H251V158H250ZM234 157V160H230L231 158H233ZM236 157L237 158H239V160L237 159V162H236V164H235V160H236ZM226 158H228V159H226ZM212 159L210 160V161H212ZM248 159V160H247ZM254 159V160H253ZM256 159L258 160V163H257V165H256ZM247 160V161H246ZM249 160H250V162H249ZM217 161V162H216ZM233 162V165H231V163ZM240 161V162H239ZM254 161H256L255 162V165H256V167H255V165L253 164V162ZM238 162H239V164H238ZM241 162L243 163V164H241ZM219 163V164H218ZM246 163H248V164H246ZM249 163H251V165L249 164ZM220 164H222L221 166H219ZM230 164V165H229ZM225 167H224V166ZM229 165V166H228ZM236 165V166H235ZM242 165V167H240ZM232 166V167H231ZM234 166V167H233ZM260 168H259V167ZM218 167V168H217ZM228 167V168H227ZM252 168V169H248V168ZM255 168V170H254V168ZM259 168V169H258ZM177 168H175V170H176ZM182 170L183 168H179V169H177L178 171L179 170ZM187 169V168H186ZM188 169H190V168H188ZM187 169V170H188ZM191 169H194V170H196V172L198 171L199 172V174H200V171H202V168L200 169V170H197V168H191ZM190 169V171H188V172H186L187 174L186 175H189L188 173H190L192 170ZM210 170V173H209V171L207 172L206 170ZM257 169V170H256ZM262 171H261V170ZM252 170V172H250ZM261 172H260V171ZM178 171H177V173H178ZM184 171H186V170H184ZM211 171H212V173H211ZM205 172H207V173H205ZM175 173H176V171H175ZM176 173V174H177ZM192 173H194L193 171H192ZM201 173V174H202ZM208 173H209V177H208ZM172 174H174V172H172ZM171 174V175H172ZM180 174H182L181 173V171H180ZM185 174V173H184ZM184 174H182V175H184ZM207 175V177L208 178H210V174H212V175H217L216 177L215 176H213L212 178H210V180L208 179L206 182H204L205 181V179L204 178H206V175ZM181 175V176H182ZM211 175V176H212ZM174 176H176V178H177V175H175L174 174ZM178 176H180V175H178ZM221 178L222 177V180L219 178V177ZM215 177V181H219V179L221 180V184L219 183V184H216L217 182H213L211 179H213ZM219 178V179H218ZM204 179V180H203ZM217 179V180H216ZM214 180V179H213ZM212 181V182H211ZM214 183V184H213ZM213 184V185H212ZM218 185V187L216 188V187H214V186H216V185ZM196 185V184H195ZM212 185V186H211ZM186 187H189V186H186ZM209 189V191H208V189ZM172 189V188H171ZM193 189V190H192ZM213 189V190H212ZM174 190V189H173ZM191 190H192V193H190L191 195L189 196V192H191ZM195 191H198V193L196 192L195 193ZM202 191V192H201ZM204 191V192H203ZM213 191H214V193H213ZM212 192V193H211ZM204 193V194H203ZM208 193V194H207ZM203 194V195H202ZM207 194V195H206ZM188 195V196H187ZM195 195H197V196H195ZM204 196V197H202V196ZM185 196H187V197H185ZM185 197V198H184ZM199 197V198H198ZM202 197V198H201ZM207 197V198H206ZM182 198V199H181ZM198 199V200H197ZM200 199L202 200V199H204L202 202L200 201ZM183 200V201H182ZM205 201V202H204ZM184 202V203H183ZM204 202V203H203ZM182 203V204H181ZM204 204V205H203ZM181 207V208H178V207ZM176 209V210H175ZM173 210V211H172ZM258 214H259V216H258ZM255 216V218H254V216ZM251 216H253V218L251 217ZM186 217V218H185ZM248 218L249 219H252V221H251V223H249V221L250 220H248ZM168 220V221H167ZM249 223V228H247L248 230H245L246 229V227L247 226H244V225H248V223ZM175 224V226L173 227V225ZM170 224V226H168V225ZM178 224V225H177ZM158 227V228H157ZM165 227V228H164ZM178 227V228H177ZM184 227V228H183ZM244 227V228H243ZM157 228V229H156ZM170 228H172V229H170ZM180 228V229H179ZM182 228H183V230H185V231H183L182 230ZM187 230H186V229ZM243 228V229H242ZM151 229V228H150ZM170 229V232L168 231ZM179 230H181V232L179 231ZM243 230V231H242ZM245 230V231H244ZM151 231H153L152 229H151ZM172 231V232H171ZM173 231H175V232H173ZM184 233H183V232ZM189 232V235H188V232ZM162 232V231H161ZM160 232V233H161ZM168 232V233H167ZM178 232V233H177ZM235 234H234V233ZM242 232V233H241ZM245 232V233H244ZM170 233V234H169ZM174 233H176V234H174ZM179 233H181V235L180 236H182V234H187L189 237L190 236H192V237H190V241H189V239H188V241H184V243H182L180 240H179V238H181L180 236H179ZM162 235H163V233H161ZM171 234H172V236H171ZM177 234H178V236H177ZM191 234V235H190ZM242 234H243V236H242ZM164 235H163V237L162 238H164ZM173 235H175V236H173ZM187 235H186V237L185 236H183V237H185V239L187 238ZM229 235V236H230ZM170 237V239L169 238H167V237ZM172 237H174L175 239L173 240V238ZM178 237V238H177ZM188 237V238H189ZM194 237V238H193ZM205 237V238H204ZM238 237H237V239H238ZM177 238V239H176ZM197 238V239H198ZM202 240H201V239ZM204 238V239H203ZM167 239V240H166ZM168 239L170 240V241H168ZM183 239V238H182ZM171 240L174 242H177V243H172V245L170 244L171 243ZM178 240H179V242H181V245H179V243H178ZM198 240V241H199ZM245 240V239H244ZM166 241L167 242H169V243H167L166 244ZM203 241H202V243H203ZM215 241V240H214ZM205 242V241H204ZM242 243L244 242V241H241ZM192 243H193V240H192ZM191 243V244H192ZM195 243V242H194ZM210 243H214V242H210ZM163 247H162V246ZM168 247H167V246ZM166 247V248H165ZM177 248V250L178 249H180V248ZM162 248V249H161ZM161 249V250H160ZM173 250L175 249V247L174 248H172ZM171 249V250H172ZM183 249H185V248H183ZM154 251V250H153ZM175 251V250H174ZM160 253V254H161ZM153 255V254H152ZM158 255V254H157ZM147 259H150V257H147ZM145 260H146V258H145Z\"/></svg>",
  "mask_w": 264,
  "mask_h": 264
}]
</instances>
